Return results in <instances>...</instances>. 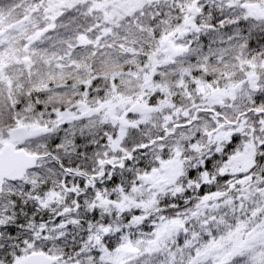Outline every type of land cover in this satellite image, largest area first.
I'll return each mask as SVG.
<instances>
[{
	"label": "snow or ice",
	"instance_id": "1",
	"mask_svg": "<svg viewBox=\"0 0 264 264\" xmlns=\"http://www.w3.org/2000/svg\"><path fill=\"white\" fill-rule=\"evenodd\" d=\"M0 264H264V0H0Z\"/></svg>",
	"mask_w": 264,
	"mask_h": 264
}]
</instances>
